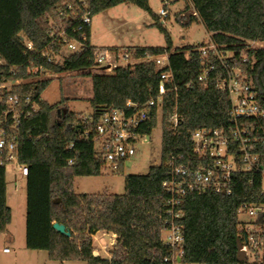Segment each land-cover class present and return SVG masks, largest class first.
<instances>
[{
  "label": "trees",
  "instance_id": "1",
  "mask_svg": "<svg viewBox=\"0 0 264 264\" xmlns=\"http://www.w3.org/2000/svg\"><path fill=\"white\" fill-rule=\"evenodd\" d=\"M123 2L134 3L152 14L166 40L163 46H124L129 48L132 57L170 52L167 69L172 77L165 82L163 103L159 108H152L149 119L139 129L150 136L160 118L161 160L151 165L147 173L126 175L123 193H78L74 189L75 177L98 175L105 165L91 135L84 131L88 128L93 133V124H85L84 116L69 108L67 97L49 102L42 93L53 79L45 75L92 68L95 45L91 44V29L87 27L89 46L81 52L63 54L58 34L51 36L50 31L77 25L83 11L88 10L93 16ZM187 2V8H194L198 15H191L185 24L199 20L212 40L235 52L237 65L243 68L264 106V45L250 46V41L264 42V0ZM22 37L32 41L35 48L28 50ZM201 44L175 46L149 0H0V81L26 80L13 85L11 92L23 97L27 94L30 98L19 125L15 128L7 124L8 136L17 137L21 163L43 165L48 169V219L52 223H64L71 232L70 236L62 234L51 223L47 246L50 258L62 262L83 260L87 264H159L168 254L161 229L168 199L163 182L171 176L168 163L171 156L190 168L206 164L210 159H201L195 153L192 139L193 131L201 127L223 130L232 139L230 97L226 91L218 89L215 82L221 65L215 61L217 70L207 86L198 79ZM47 53L52 60H48ZM244 56L246 62L241 60ZM42 63L46 66L44 76L28 80L37 75L33 70ZM86 74L92 83L89 115L95 120L105 107L125 106L127 98L143 106L158 95L161 81L160 70L153 61H136L121 64L111 72L87 71ZM175 111L178 113L176 125L170 120ZM239 125L250 129L253 139L250 151L260 156V165L264 168V117H244ZM231 148L239 152L237 143ZM122 169L123 164L114 170ZM262 173L240 172L231 194L196 190L186 195L184 261L237 263V210L243 202H264ZM11 219L12 209L7 202V163L0 162V233L6 230ZM99 230L116 235L110 257L95 254L93 234Z\"/></svg>",
  "mask_w": 264,
  "mask_h": 264
},
{
  "label": "built area",
  "instance_id": "2",
  "mask_svg": "<svg viewBox=\"0 0 264 264\" xmlns=\"http://www.w3.org/2000/svg\"><path fill=\"white\" fill-rule=\"evenodd\" d=\"M169 3L170 0H164V6L158 12L159 17L169 16L166 7ZM182 14L190 17L191 15L197 16L198 12L194 8H189ZM78 19L79 23L70 24L72 25L70 29L61 28L55 32L53 28L50 31L51 36L58 34L57 37L63 47L74 52L84 51L89 46L86 28L91 26L92 15L86 10ZM77 32L79 36L75 35ZM21 41L28 50L35 48L32 41L25 40L24 37ZM92 50L95 65L84 70L85 72L113 70L121 65L120 60L126 61V64L136 61H153L156 69L160 70L161 81L158 95L151 97L143 106L138 105L132 98H127L123 107H105L96 120L90 115L83 117L85 124L91 122L93 124V133L88 128L84 129L86 135H91L95 148L102 155L105 164L114 170L136 153L137 141L150 140V136L139 129L149 119L152 108L155 106L159 108L163 103V96L166 93L165 82L172 77V73L167 69L170 64V52L133 58L129 48L126 47L94 46ZM199 52L202 62L198 79L203 85L209 84L210 77L217 70L216 62L221 65L215 82L217 88L226 91L230 97L229 114L232 121L230 127L232 139L223 130L201 127L193 131L192 139L195 153L201 159H210L206 164L190 168L187 164L178 163L176 157L171 156L168 162L171 166V176L163 182L168 199L161 229L162 242L168 254L159 264H203L183 260L185 243L183 204L190 191L210 190L220 194H231L235 177L240 172H264V168L260 165V156L250 151L253 140L250 129L239 125V120L244 117H264V106L259 101L257 92L253 89L243 68L237 65L238 57L233 50L219 46L209 37L207 43L200 45ZM46 55L48 60H52L48 53ZM241 60L246 62L247 57L244 56ZM232 63L233 65L230 66ZM33 71L37 75L28 80L41 79L46 66L42 63ZM53 75L55 74H47L44 77L52 78ZM25 81L23 79L0 81V162L7 164L15 162L21 173L29 175L38 164H23L19 161L17 137L9 138L6 128L8 123L15 128L19 125L20 117L25 113L24 106L30 103L27 94L23 97L17 92H11L13 85H19ZM32 106L33 110L37 109L35 104ZM170 120L174 125L177 124V111L170 116ZM233 143H237L238 153L231 148ZM237 213L239 217L237 239L241 243L239 250L245 252L247 259L237 261L236 264H264V202H243ZM243 215L247 218H242ZM112 235L114 240L111 244L113 246L116 243V235L114 233ZM4 251H10V248L5 247Z\"/></svg>",
  "mask_w": 264,
  "mask_h": 264
},
{
  "label": "rangeland",
  "instance_id": "3",
  "mask_svg": "<svg viewBox=\"0 0 264 264\" xmlns=\"http://www.w3.org/2000/svg\"><path fill=\"white\" fill-rule=\"evenodd\" d=\"M187 0H170L166 6L168 17H159L158 12L164 6V0H149V4L159 21L170 32L175 46L187 44H201L209 41V33L199 20L189 24L190 17L182 13L188 11ZM156 18L140 6L123 2L112 6L92 16L90 26V41L96 47H119L128 45L163 46L165 35L155 24ZM264 45L262 41H251L250 46ZM70 50L63 47L62 53L68 54ZM120 60V64H126ZM108 70L107 72H111ZM94 72V71H93ZM43 98L49 102L58 101L61 96L68 98V106L80 116L89 115L92 106L89 97L92 95L91 77L83 71H67L53 75L49 86L42 93ZM162 124L160 118L153 129L150 140L137 141L136 153L123 163L119 172L105 164L98 175L76 176L74 189L76 192H103L123 193L125 191V177L130 173H147L150 166L158 164L161 160ZM7 173H21L15 162L7 164ZM49 175L48 169L43 165L33 168L27 181L30 194L44 200V207L34 206L27 210L14 202L10 196L13 210L10 236L0 235V243L7 244L13 250L10 257L16 258L14 264H87L83 260L59 261L49 257L48 232L45 217L49 208ZM31 197H33L31 195ZM47 201V202H46ZM47 205V207H46ZM242 218H247L245 215ZM114 238L112 233L99 230L93 234V243L102 257L110 256V248ZM47 244V245H46ZM4 257V256H3ZM9 257V256H8ZM5 258V257H4Z\"/></svg>",
  "mask_w": 264,
  "mask_h": 264
},
{
  "label": "crops",
  "instance_id": "4",
  "mask_svg": "<svg viewBox=\"0 0 264 264\" xmlns=\"http://www.w3.org/2000/svg\"><path fill=\"white\" fill-rule=\"evenodd\" d=\"M210 35V34H209ZM128 46H139V45H128ZM111 48V47H110ZM29 175H24L23 173H12L10 176L7 173V202L10 205L11 209L12 206L10 204V196L14 200V202L20 203V206L26 207L27 210L30 211V209H33L34 206H42L44 207V200H40L39 197H37L34 194H30L26 185L28 181ZM31 195L33 197H31ZM47 202V201H46ZM47 207V205H46ZM12 219H13V210H12ZM11 222L8 224L6 230L3 233L4 236H10L13 233V230L11 228ZM45 223L47 231L49 230V227L52 222L48 219V213L45 217ZM47 245V244H46ZM5 247H9L7 244H1L0 243V264H14L16 263L15 257H10L9 254L13 252V250L10 248V251H4ZM5 258H4V257ZM9 256V257H8Z\"/></svg>",
  "mask_w": 264,
  "mask_h": 264
},
{
  "label": "water",
  "instance_id": "5",
  "mask_svg": "<svg viewBox=\"0 0 264 264\" xmlns=\"http://www.w3.org/2000/svg\"><path fill=\"white\" fill-rule=\"evenodd\" d=\"M52 226H53L54 229H56L58 232H60L62 234H65L67 236L71 235L70 229L64 223H60V222L54 221L52 223ZM237 247H238V250H237V261H245L247 259V256H246L244 251L239 250V248L241 247V243H240V241L238 239H237ZM95 254L96 255L99 254L97 252V250H95Z\"/></svg>",
  "mask_w": 264,
  "mask_h": 264
}]
</instances>
